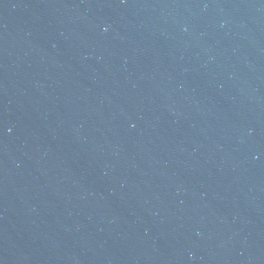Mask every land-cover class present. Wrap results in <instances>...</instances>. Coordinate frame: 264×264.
Instances as JSON below:
<instances>
[{
	"label": "water",
	"instance_id": "1",
	"mask_svg": "<svg viewBox=\"0 0 264 264\" xmlns=\"http://www.w3.org/2000/svg\"><path fill=\"white\" fill-rule=\"evenodd\" d=\"M0 264H264V0H0Z\"/></svg>",
	"mask_w": 264,
	"mask_h": 264
}]
</instances>
